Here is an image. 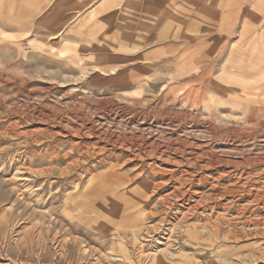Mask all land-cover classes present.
<instances>
[{
  "label": "rangeland",
  "instance_id": "obj_1",
  "mask_svg": "<svg viewBox=\"0 0 264 264\" xmlns=\"http://www.w3.org/2000/svg\"><path fill=\"white\" fill-rule=\"evenodd\" d=\"M61 1L64 11L75 9L72 0H0V264H144L159 228L172 236L152 264H264V237L246 225L260 211L240 191L264 186V160L253 164L264 158V0H170L171 17L163 4L160 24L107 35L112 26H94L92 10L49 33ZM76 25L85 32L78 40L95 49L68 48L75 39L67 31ZM126 37L165 43L164 56L149 58L152 65L123 56L99 62L105 51L150 54L122 49ZM107 65L117 69L109 80ZM41 104L49 126L28 121ZM57 116L71 129L93 119L121 136L120 145L88 139L81 150L53 124ZM132 131L173 145L199 138L208 157L229 152L239 165L162 163L155 149L141 154L145 145ZM107 173L115 183L101 184L88 202L85 187Z\"/></svg>",
  "mask_w": 264,
  "mask_h": 264
},
{
  "label": "bare ground",
  "instance_id": "obj_2",
  "mask_svg": "<svg viewBox=\"0 0 264 264\" xmlns=\"http://www.w3.org/2000/svg\"><path fill=\"white\" fill-rule=\"evenodd\" d=\"M127 39V38H126ZM128 40V39H127ZM119 44V43H118ZM74 101V100H73ZM83 102V101H82ZM42 106L39 108V106H32L31 110L29 111V113L27 114V118L28 121L30 123H32L33 125H48L49 124V119H51L50 115L47 114L46 112H44V110L42 108H45V106H43V104H41ZM105 105V104H104ZM71 108V107H70ZM61 109V108H60ZM125 109V108H124ZM74 111V110H73ZM26 112V111H25ZM23 112V113H25ZM78 112V111H77ZM81 112V111H80ZM135 112V111H134ZM133 112V113H134ZM55 113V112H54ZM127 114V113H126ZM55 115V114H54ZM59 115V113H58ZM78 115V114H77ZM55 117V116H54ZM69 117V116H68ZM26 118V117H25ZM57 120H55V122L53 123L54 125H57L60 127V129L62 130V132H66V134L69 136V138L71 139V141H74L75 139H78L79 141L76 142V146L79 147L81 150L87 146L86 145V140L88 139H94V140H102V141H108L109 143H113L114 145L119 144L120 145V140L122 139L121 136L116 135L114 132L110 133L111 129H109L108 127H104L102 125H98L97 123H95V121L92 120V122H90L89 120V124L88 125H82L80 126V128H76V129H71L69 127V121L67 119H65V117L62 116H57ZM70 118V117H69ZM84 119V118H83ZM88 119V118H86ZM76 120V119H75ZM138 120V119H137ZM73 121V120H72ZM119 121V120H118ZM76 122V121H75ZM85 122V121H84ZM143 122V121H142ZM87 123V122H86ZM95 123V125H94ZM31 124V125H32ZM133 124V123H132ZM49 126V125H48ZM51 126V124H50ZM71 126V125H70ZM17 127V126H16ZM42 127V126H41ZM74 127V126H73ZM119 127V126H118ZM35 128V127H34ZM33 128V129H34ZM47 128V127H46ZM30 129V128H29ZM128 129V128H127ZM149 129V128H148ZM36 130V129H35ZM46 130V129H44ZM40 132H42V130H38ZM113 131V130H112ZM144 131V130H143ZM36 132V131H35ZM33 131L29 132V134L35 133ZM56 132V131H55ZM151 132V131H150ZM149 132V133H150ZM133 135L132 138L134 136H136L137 139L141 140L139 143L141 144V142L145 145V148L143 149V153L141 154H145L146 156H152V152L155 149V156H157V159L162 161V163H174V162H178V163H183V162H187L189 163V165L194 164L197 165L199 167V169H209L211 167H215V165L218 166L219 165H225V164H232V165H239V156H233L232 153H227L224 152L222 153L221 157H218L217 154H214V152H211V154H209L210 157H208L206 155V152H204L203 150L205 149V145L203 143L197 142L196 139L199 138H192L190 140H186L183 141V145H173L172 143L168 144L167 140L164 141H160L157 136L156 138L153 136L154 134H152L153 132H151V134H148L146 136V134L144 135L143 132H138V134H136L135 131H132ZM238 133V132H237ZM60 135V134H58ZM120 135V134H119ZM157 135V134H155ZM230 135V134H229ZM32 136V135H31ZM115 137V138H114ZM159 137V136H158ZM125 138V137H124ZM131 138V139H132ZM135 138V139H136ZM113 139V140H112ZM128 139V138H127ZM172 139V138H170ZM174 140V138H173ZM177 140V139H175ZM174 140V141H175ZM180 140V139H178ZM236 140V139H235ZM240 140V139H239ZM76 141V140H75ZM101 141V142H102ZM130 141V140H129ZM137 141V140H135ZM134 141V142H135ZM172 141V140H171ZM95 142V141H94ZM125 142V141H124ZM124 142L122 143V147L124 146ZM176 142V141H175ZM181 142V141H180ZM107 143V142H106ZM207 143V142H206ZM136 144V142L134 143ZM138 144V146L140 145ZM208 144V143H207ZM210 144V143H209ZM120 146V147H121ZM130 149L132 150V152H136L139 153L140 150L137 152V149H135L134 145L129 144ZM127 147V146H126ZM210 146H208L209 148ZM221 147V146H220ZM38 148V147H37ZM139 148V147H136ZM220 150L219 147H217V150ZM223 149V148H222ZM231 149V148H229ZM218 150V151H219ZM228 149H224V151H227ZM236 150V149H235ZM142 151V150H141ZM202 151V153H201ZM230 151V150H229ZM234 151V150H233ZM106 152V151H105ZM221 152V151H220ZM223 152V151H222ZM232 152V151H230ZM82 153V152H81ZM85 153V152H84ZM131 153V152H130ZM153 154V155H154ZM144 155V156H145ZM141 156V155H140ZM241 156V155H240ZM262 156V155H261ZM142 157V156H141ZM248 157V156H247ZM256 157V156H255ZM258 157V156H257ZM241 158V157H240ZM246 158V157H245ZM244 159V157H243ZM243 159H241L240 161H242ZM250 159V158H248ZM71 163H69L66 167V169L70 170L74 167L75 165V160L74 158H71ZM246 160V159H244ZM243 160V161H244ZM252 160V159H251ZM264 160V158H257L255 159V163L253 164H258L260 162H262ZM252 161V162H253ZM79 162V161H78ZM246 162V161H245ZM248 162V161H247ZM156 164V163H155ZM244 164V163H243ZM175 165V164H173ZM190 165V166H191ZM258 166V165H257ZM264 166V165H263ZM193 167V166H191ZM229 167V166H228ZM238 167V166H237ZM240 167V166H239ZM178 168V167H177ZM189 168V167H188ZM255 168V167H254ZM264 168V167H263ZM164 169V168H163ZM235 169V168H234ZM156 170V169H155ZM165 170V169H164ZM172 170V169H171ZM175 170V169H174ZM232 170V169H231ZM239 170V169H238ZM168 171V170H167ZM166 171V172H167ZM218 171V170H216ZM225 171V170H224ZM257 171V170H256ZM264 171V170H263ZM169 172V171H168ZM174 172V171H173ZM172 172V173H173ZM227 172V171H226ZM171 173V172H170ZM169 173V174H170ZM220 173V172H219ZM222 173V172H221ZM225 173V172H224ZM256 173V172H255ZM259 173V172H258ZM261 173V172H260ZM233 174V173H232ZM168 175V174H167ZM174 175V174H173ZM224 175V174H223ZM226 175V174H225ZM257 175V174H256ZM254 174V177H257ZM260 175V174H259ZM166 176V175H165ZM230 176V175H229ZM228 176V177H229ZM242 176V175H241ZM240 176V177H241ZM247 176V175H246ZM252 176V175H251ZM115 177L116 175L114 173H107L104 175H100L99 177L96 178L97 183L95 185H89L86 186V191L85 194H87L86 198H88V202L91 201L90 197L93 194H100L99 190L102 189V185H106V183L112 182L115 183ZM249 177V176H248ZM171 178V177H170ZM242 178V177H241ZM169 179V178H168ZM223 179V178H222ZM226 179V178H225ZM229 179V178H228ZM188 180V179H187ZM189 181V180H188ZM211 181V180H210ZM250 181V180H249ZM256 181V180H255ZM260 181V180H259ZM263 180H261L262 182ZM192 182V181H191ZM193 183V182H192ZM260 183V182H259ZM82 184V183H81ZM239 184V183H238ZM243 184V183H242ZM234 185V184H233ZM232 185V186H233ZM243 185H246L243 184ZM241 186V185H240ZM238 186V188L240 187ZM242 187V186H241ZM248 187V186H247ZM227 188V187H226ZM235 188V187H234ZM244 188V187H243ZM32 189V188H31ZM233 189V187H232ZM230 190L231 192L234 191H238V189H233ZM242 189V188H241ZM248 189V188H247ZM226 191V190H225ZM242 193V202H246L248 201V199H252V203H254L256 205V209H259V214L257 216H255V219H251L247 221L246 225H249L250 228L251 226H254L257 228V230H255L254 235L255 237H264V186H257V188H255L254 192H251V189L245 190L242 189L240 190ZM184 192V191H183ZM195 192V191H194ZM173 193V192H172ZM225 193V192H224ZM230 195V193H228ZM226 194V195H228ZM225 195V194H224ZM232 195V194H231ZM179 196V195H178ZM222 196V195H221ZM241 196V194H240ZM217 198V197H216ZM224 198V197H222ZM221 198V199H222ZM211 199V198H210ZM65 203L69 204L71 201L73 202V204L75 206H81L84 203L79 202L78 200L73 201L71 198H66ZM249 204V203H248ZM247 211V208H242V211ZM255 211V210H254ZM243 213V212H242ZM244 220V219H242ZM165 222V221H164ZM73 224H76L75 222ZM155 226V225H153ZM168 226V225H167ZM155 230H158V228H154ZM117 230V229H116ZM149 230L152 229H147L146 230V234H149ZM160 233V228L156 233V239L154 237H152L151 242L152 244H154L153 246V253H151L152 255H150L148 252L143 255V259H144V264H152L155 262V257L160 256L162 254H164L165 252L167 253V243H170V239H171V233H172V229H164L161 231ZM154 234V233H152ZM151 234V235H152ZM151 237V236H150ZM162 241H165V243H163ZM162 246V247H161ZM91 251V250H90ZM88 250L85 251V253L90 252ZM84 252V251H83ZM164 252V253H162ZM92 254L96 255V258L99 260L103 259V256L101 254H99L97 251H92ZM91 255V254H90ZM84 256V255H83ZM142 256V255H141ZM140 256V257H141ZM171 256L173 257V255L171 254ZM106 260V259H105ZM140 260V259H139ZM143 262V261H142ZM141 264V263H140Z\"/></svg>",
  "mask_w": 264,
  "mask_h": 264
},
{
  "label": "crops",
  "instance_id": "obj_3",
  "mask_svg": "<svg viewBox=\"0 0 264 264\" xmlns=\"http://www.w3.org/2000/svg\"><path fill=\"white\" fill-rule=\"evenodd\" d=\"M69 4H74L75 5V9L71 11L70 10H63L62 7V1L60 2V4L58 5V16L59 19L57 21L56 25L53 26H49L50 27V31L51 32H55L57 25L58 26H62L63 23H68L70 24L72 21V18H76V17H81L83 18L86 15L87 11H93L96 12V16H97V21L94 24V26H99V27H109L112 26L110 31H103L105 33V35L109 34V33H113L116 31V29H113L115 27L120 28L117 31H121L123 33H132V32H136V31H140L142 30V27L144 26H148V25H156V24H160V22L157 20L161 15V7L163 6V4L166 5L165 8V12H166V16H170L171 17V1L170 0H72ZM71 11V12H69ZM52 15H56L55 10H53V12L51 11L50 15H49V20H51ZM63 17L65 18V20H63ZM47 22V16L46 19H44ZM44 21V22H45ZM77 29L73 30V31H67V34L72 35V38L75 39L74 43H73V47H68L70 48H75V49H80L83 46L86 47H91L93 49L94 45H92V43H89V41H85L84 45V40L83 38H81V40H78L79 38V31L84 32L83 29H81L78 25L75 26ZM132 30V31H131ZM62 31V30H60ZM73 32V33H72ZM85 33V32H84ZM3 35H5V33H2ZM91 34V33H90ZM71 35H69V38H71ZM104 35V34H103ZM10 36H6L5 35V39H8ZM15 38V37H13ZM68 35H66L65 37V45L66 46L64 49L67 50V45H68V41H67ZM127 39L123 40L120 42V45L122 49L126 48V50H135L136 48L140 49V48H148V50H151L150 54L147 52H143V53H138L134 56L128 55L126 53V55L123 54H115L109 51H105V52H100L97 57L99 58V62H103L105 60L106 61H111L113 59L116 58H120V57H124L125 60H127L129 57H135V58H139L141 60V62L145 63V65L150 64L152 60H150L149 58L152 57H156V60H158L159 56H164L162 53H160V51L162 49H166V47H163L164 44L163 43H159V44H163L161 46H157L159 44H156L155 46L149 45L148 43H152V41H144L139 42L138 44H131V40L130 38L126 37ZM105 39V38H104ZM107 40V39H106ZM64 42H61V44H63ZM154 43V42H153ZM171 45V47H167V49H172V48H176V46H178L177 44L174 45V43H168L166 44ZM63 46V45H61ZM104 46H106V49L112 48V46H110L108 43H106ZM20 47V46H18ZM21 48V47H20ZM104 48V47H103ZM155 50L156 51V56H154L152 54V51ZM66 52V51H65ZM93 55V54H91ZM167 55V54H165ZM174 57V56H173ZM175 58V57H174ZM153 64V62H152ZM150 64V65H152ZM106 66V65H105ZM110 65H107V69H109ZM117 72L113 71V70H108V71H104L102 74L107 76L106 78L109 80L110 79V75H115ZM107 80V81H108Z\"/></svg>",
  "mask_w": 264,
  "mask_h": 264
}]
</instances>
